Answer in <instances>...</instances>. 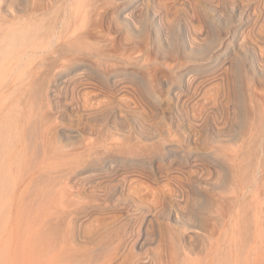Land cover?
<instances>
[{
    "label": "bare ground",
    "instance_id": "6f19581e",
    "mask_svg": "<svg viewBox=\"0 0 264 264\" xmlns=\"http://www.w3.org/2000/svg\"><path fill=\"white\" fill-rule=\"evenodd\" d=\"M76 1L33 0L34 9L18 15L12 7L28 11L29 0H0V184L9 176L6 160L24 157L49 119L40 113L62 73L80 72L82 82L66 83L65 117L76 116L88 136L35 170L37 264H170L164 249L133 251L160 232L177 240L178 264H264V88L246 92L250 81L237 64L249 55L264 78V0H212L208 11L188 0V17L172 16L167 0L122 7L130 30L152 27L168 46L177 30L193 56L180 64L168 102L131 76L134 104L147 117L119 114L99 98L107 91L113 101L121 79L103 69L115 65V55L73 25L99 0ZM234 17L233 44L208 50L209 32ZM253 27L260 29L257 47L237 36ZM136 53L126 56L128 67L142 61Z\"/></svg>",
    "mask_w": 264,
    "mask_h": 264
},
{
    "label": "rangeland",
    "instance_id": "374dc122",
    "mask_svg": "<svg viewBox=\"0 0 264 264\" xmlns=\"http://www.w3.org/2000/svg\"><path fill=\"white\" fill-rule=\"evenodd\" d=\"M32 1L33 0H29L30 4L28 6V11L20 10L15 6L12 7V9L18 15H28V13L34 9ZM79 1L81 2V0H78L75 3L77 4ZM132 1L133 0H99L97 3L91 4L86 14H83V17H80L78 23H73V25L89 31V39L101 40L104 49L115 55V65L103 69L106 74H110V72L111 74L113 73V75L116 76L115 81L120 79L122 81L120 80L119 86L115 87L116 89L113 90V95L115 96L113 101L108 99L107 94H105L107 91H100L99 98L105 101L108 100L110 103L114 102L118 106L116 110L119 114L129 115V112L138 110L147 117L148 115L145 114L142 106H139L140 104L137 101V104H134L136 95L133 93V90V92L131 91V87L133 86L132 81L144 80L152 91L164 99V101L168 102L170 92L175 90L180 83V64L188 61L193 56L191 57V55L188 54V48L183 46V36L177 30H175L177 32L174 31L172 34L171 46L163 44L161 38L156 36L152 27H148L143 31L136 30L133 32L130 30L126 24H124L123 17L119 14V10L129 5ZM167 1L156 0L157 4H170L171 13L174 17L179 16L180 12L182 15H180L181 17L192 15L190 13L191 11L186 12L187 10L182 7L184 6L182 3L188 0ZM245 1L252 4L260 2V0ZM189 2L192 3V6H198L201 10L206 8V11H208L207 6L212 0H189L188 4ZM199 5L201 7H199ZM55 8L56 7H50L48 10L49 13L53 14ZM2 12L4 11L2 10ZM186 14H188V16ZM236 22V18L232 20L230 24L218 22L216 29L210 31L211 33L209 32L208 34V38H210L207 45L208 50H213V48L219 45L233 44V35H236ZM253 28V30H251L252 28L246 29L244 33L238 31L239 33H237V36H239V41L249 46L254 45L257 47V44L260 43L257 41L260 38V29H257V27ZM137 51L142 53H136ZM135 53L142 57L138 61H142L136 64L135 67H128L125 58L128 54H134L135 56ZM244 54L237 63L242 78L245 81H250L249 84H245L244 90L247 92L251 90V87H256L258 89L261 87L264 88V78H260V76L256 74L257 72L253 70L250 65V56ZM92 60L93 59L87 58V61ZM114 72L116 74H114ZM128 72L130 74H126ZM124 75L125 77L127 76V78H125ZM131 76L134 77V80ZM61 77L62 78L58 80L57 87L54 88V100L50 103L49 108L47 107L40 113L41 115L45 112L49 115L48 120L40 122V134H37L35 138L32 137V140L28 142V149L24 157L22 156V158H20L18 156L6 160L10 178L8 175L6 179L1 178L2 182L0 184V264H37L36 222L38 203L36 196L35 170L40 163H45L51 156L69 150H75L82 144L85 137L88 136V133L84 130L85 125L80 124L79 121L76 120V116L73 117V120H68V118L65 117L69 109L67 99L70 97L68 91L70 88L67 84L71 80H73V82L75 81L73 85L76 86L82 83L79 82L81 79L78 78L80 77V72L76 74V72L65 70ZM89 89L90 88H87V90ZM108 108H110V104L106 109ZM49 127H53V132L50 131ZM161 180L164 182V178H161ZM9 181L10 184L8 183ZM162 249L165 250L166 260H171L170 264H178L177 240L165 232L164 234L161 232L158 233L154 241L145 248L139 249L135 246L133 247V251L141 253L143 256L148 253L156 255L160 253Z\"/></svg>",
    "mask_w": 264,
    "mask_h": 264
}]
</instances>
